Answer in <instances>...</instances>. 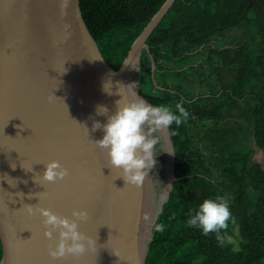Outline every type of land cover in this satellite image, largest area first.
<instances>
[{
	"label": "water",
	"instance_id": "water-1",
	"mask_svg": "<svg viewBox=\"0 0 264 264\" xmlns=\"http://www.w3.org/2000/svg\"><path fill=\"white\" fill-rule=\"evenodd\" d=\"M175 1L164 2L114 69L85 22L80 0H0V264L146 263L154 225L177 179L170 127L153 133L170 173L157 209L153 168L142 185L126 184L107 149L95 143L103 131L92 126L107 120L97 115V106L111 114L122 97L121 103L143 99L155 106L140 92L135 74L143 52L155 72L147 41ZM51 160L69 175L43 180ZM25 204L70 218L73 210L85 209L88 219L79 230L95 237L96 248L54 260L49 245L59 232L47 238L44 218L30 215Z\"/></svg>",
	"mask_w": 264,
	"mask_h": 264
},
{
	"label": "trees",
	"instance_id": "trees-1",
	"mask_svg": "<svg viewBox=\"0 0 264 264\" xmlns=\"http://www.w3.org/2000/svg\"><path fill=\"white\" fill-rule=\"evenodd\" d=\"M165 1L80 0L85 22L114 69L121 66L134 40ZM235 28L245 29L249 38L233 49L215 45ZM147 43L158 68L161 60L183 59L189 52L207 47V62L213 70L229 68L234 78L209 104H202L201 97L188 100L168 87L161 95L140 89L154 105L176 111L175 105L182 102L189 112L178 128L170 126L177 179L156 222L165 229H153L145 264H264V0H176ZM240 106L252 127L255 148L235 146L228 140V129L209 126L226 122ZM190 124L204 125L207 141L216 147L217 154L211 159L219 168L218 180L205 175L211 173V166L201 148L193 146ZM258 149L262 162L253 159ZM218 196L228 199L234 218L221 230L223 244L215 233L204 235L187 224L205 199ZM2 255L0 237V261Z\"/></svg>",
	"mask_w": 264,
	"mask_h": 264
},
{
	"label": "clouds",
	"instance_id": "clouds-1",
	"mask_svg": "<svg viewBox=\"0 0 264 264\" xmlns=\"http://www.w3.org/2000/svg\"><path fill=\"white\" fill-rule=\"evenodd\" d=\"M104 88L105 91H109L106 84ZM122 100L123 97L116 102V110L111 114L106 106H97V115H105L107 120L106 123L94 121L92 130L103 131L102 138L95 143L107 149L111 164L122 170L126 184L140 186L149 171L157 164L154 148L159 143V137L153 133L162 128H169L173 124L178 128L187 121L189 112L182 107V102L177 103L176 111H173L169 106H153L143 99L121 103ZM68 175L69 170L60 161L51 160L46 164L42 177L45 181L55 182ZM24 207L30 215L39 212L44 218V235L47 238L52 240L53 233L59 232L58 241L54 245H49V255L54 260L67 256L79 258L86 250L96 248L95 237L79 230L80 222L88 219V212L85 209L73 210L70 218L46 207H35L31 204H25ZM233 219L228 199L218 196L214 199H205L194 214L189 216L187 224L199 228L204 235L215 233L218 242L223 244L225 237L221 236V230L226 229L229 221ZM164 229L163 223L154 225L155 231L162 232Z\"/></svg>",
	"mask_w": 264,
	"mask_h": 264
},
{
	"label": "rangeland",
	"instance_id": "rangeland-1",
	"mask_svg": "<svg viewBox=\"0 0 264 264\" xmlns=\"http://www.w3.org/2000/svg\"><path fill=\"white\" fill-rule=\"evenodd\" d=\"M244 31L245 29L235 28L228 32L223 39L216 40L215 45L221 48L228 47L233 49L241 40L249 38ZM208 53V48L202 47L196 51L189 52L183 59L161 60L162 67H157L155 72H152V64L148 55L143 52L141 67L136 71L135 78L144 93L161 95L164 88L168 87L172 92L187 96L188 100H196L201 97L204 98L201 101L202 104H209L212 98L218 95L221 89L233 80L234 72L226 67L220 72L213 70L212 65L207 62ZM175 71L177 73H170ZM243 109L240 106L233 110L226 122L209 126H223L228 129L230 131L228 140L235 146L241 148L251 145L255 148L252 127L247 117L243 115ZM240 124L244 127H240ZM206 127L208 126L206 125ZM204 128L205 126L200 124L199 126L189 125L193 146L201 148L206 158V164L211 166V173H205V175L210 176L211 179L218 180L220 175L219 168L213 164L211 159L212 155L217 154V150L212 143L207 141V132ZM154 155L156 156L157 164L152 170V180L155 187L154 203L156 208H158L161 201L166 197V192L169 191L170 173L168 172L167 158L159 143L154 148ZM253 159L262 162V153L259 149L255 151ZM225 193L229 194L228 191H225ZM232 240L236 241L234 236H232Z\"/></svg>",
	"mask_w": 264,
	"mask_h": 264
},
{
	"label": "bare ground",
	"instance_id": "bare-ground-1",
	"mask_svg": "<svg viewBox=\"0 0 264 264\" xmlns=\"http://www.w3.org/2000/svg\"><path fill=\"white\" fill-rule=\"evenodd\" d=\"M155 205L153 204V207H154ZM158 209V208H157ZM157 209L155 210V212L157 211Z\"/></svg>",
	"mask_w": 264,
	"mask_h": 264
}]
</instances>
